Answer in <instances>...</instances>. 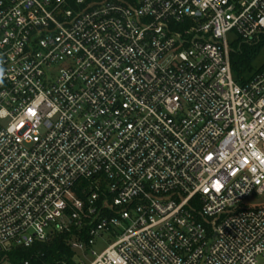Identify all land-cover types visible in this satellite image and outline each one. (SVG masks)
Returning a JSON list of instances; mask_svg holds the SVG:
<instances>
[{
    "label": "built area",
    "instance_id": "obj_1",
    "mask_svg": "<svg viewBox=\"0 0 264 264\" xmlns=\"http://www.w3.org/2000/svg\"><path fill=\"white\" fill-rule=\"evenodd\" d=\"M263 42L264 0H0V252L264 264Z\"/></svg>",
    "mask_w": 264,
    "mask_h": 264
},
{
    "label": "trees",
    "instance_id": "obj_2",
    "mask_svg": "<svg viewBox=\"0 0 264 264\" xmlns=\"http://www.w3.org/2000/svg\"><path fill=\"white\" fill-rule=\"evenodd\" d=\"M264 47V42L258 45L243 44L241 48L232 53V68L239 81L245 82L258 69L253 63ZM86 184V182H85ZM71 235L67 232L58 233L46 241H37L30 247H16L10 251L0 252V262L8 260L12 264H80L75 260L76 251L69 243ZM84 239L90 238L87 232Z\"/></svg>",
    "mask_w": 264,
    "mask_h": 264
},
{
    "label": "rangeland",
    "instance_id": "obj_3",
    "mask_svg": "<svg viewBox=\"0 0 264 264\" xmlns=\"http://www.w3.org/2000/svg\"><path fill=\"white\" fill-rule=\"evenodd\" d=\"M230 38H231V35H230ZM263 64H264V47L260 51L256 60L254 61L253 67L254 69H258ZM234 78L237 82H240L235 73H234ZM249 201L250 202H264V196L253 194V196L250 197ZM117 234L111 233V232H103L101 235L95 238L94 244L88 246L86 250L76 251L75 260L78 263L85 262L86 264H89L92 260L95 259L97 254H99L105 247L108 246L109 243L118 239V236L121 234V231H118ZM93 251H95V254L93 253ZM0 264H12V263H10L8 260H3L0 262Z\"/></svg>",
    "mask_w": 264,
    "mask_h": 264
}]
</instances>
